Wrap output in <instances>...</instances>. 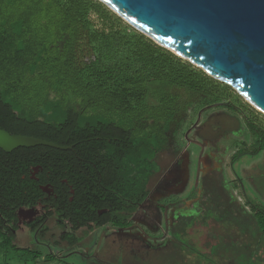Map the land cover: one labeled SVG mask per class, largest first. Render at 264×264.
Masks as SVG:
<instances>
[{
  "label": "trees",
  "instance_id": "16d2710c",
  "mask_svg": "<svg viewBox=\"0 0 264 264\" xmlns=\"http://www.w3.org/2000/svg\"><path fill=\"white\" fill-rule=\"evenodd\" d=\"M178 89L200 96L199 108L240 116L249 135L240 153L264 151L262 113L101 1L0 0V128L66 147L0 148V203H35L46 183L73 229L130 227L159 170ZM35 166L38 183L30 176ZM251 210L264 237V205Z\"/></svg>",
  "mask_w": 264,
  "mask_h": 264
},
{
  "label": "rangeland",
  "instance_id": "374dc122",
  "mask_svg": "<svg viewBox=\"0 0 264 264\" xmlns=\"http://www.w3.org/2000/svg\"><path fill=\"white\" fill-rule=\"evenodd\" d=\"M171 92L179 94V110L133 226L81 229L76 244H57L52 237L61 227L51 218L46 239L27 232L13 240L35 253L6 248L0 239V264H264V237L251 210L264 205V151H238L249 141L240 116L199 108L201 97L188 90Z\"/></svg>",
  "mask_w": 264,
  "mask_h": 264
},
{
  "label": "water",
  "instance_id": "95a60500",
  "mask_svg": "<svg viewBox=\"0 0 264 264\" xmlns=\"http://www.w3.org/2000/svg\"><path fill=\"white\" fill-rule=\"evenodd\" d=\"M158 45L231 86L264 114V0H99ZM48 145L0 128V148Z\"/></svg>",
  "mask_w": 264,
  "mask_h": 264
},
{
  "label": "flooded vegetation",
  "instance_id": "af4514ba",
  "mask_svg": "<svg viewBox=\"0 0 264 264\" xmlns=\"http://www.w3.org/2000/svg\"><path fill=\"white\" fill-rule=\"evenodd\" d=\"M39 173L38 166H35L30 171L31 178H34L38 183V177L36 176ZM40 190L42 192L41 197L35 203L32 204H19L15 205V203L6 202L5 204L0 203V239L8 241L12 246H15L13 240L18 236V234L24 235L26 237V233L28 234L31 232L33 234H39L43 238H47L49 235V227L47 226V221L53 218L54 223L58 225L60 228V232L58 236H53V242L57 244L66 243L68 245H74L78 242V239L74 243H69L67 239L68 234H74L75 237L76 233L79 230H85L83 226H79L76 229L72 228V224L67 217V214L59 213L56 209L55 205H52V201L57 199V195L55 193V189L49 184H38ZM73 191H71L72 193ZM150 195V192H149ZM148 195V197H149ZM148 197L146 199H148ZM72 196H70L69 200H72ZM164 198V197H162ZM145 199V200H146ZM144 202L139 205L142 207ZM138 207V208H139ZM105 211V209H104ZM134 215V214H133ZM133 217V216H132ZM131 217V218H132ZM132 224V222H131ZM107 225V224H106ZM133 224L128 228H120L123 231L130 229ZM27 234V235H28ZM29 238V237H28ZM78 238V237H77ZM17 250H22L25 252H36L37 250H31L28 247H19L15 246ZM33 257V256H32ZM37 256L33 257L36 259Z\"/></svg>",
  "mask_w": 264,
  "mask_h": 264
}]
</instances>
